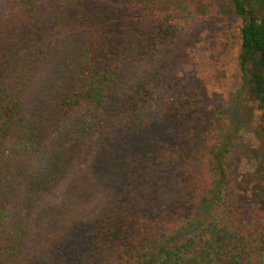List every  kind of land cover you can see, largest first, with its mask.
<instances>
[{
  "label": "trees",
  "instance_id": "16d2710c",
  "mask_svg": "<svg viewBox=\"0 0 264 264\" xmlns=\"http://www.w3.org/2000/svg\"><path fill=\"white\" fill-rule=\"evenodd\" d=\"M213 1L241 22L236 73L180 139L199 99L169 45ZM242 131L264 145V0H0V264H264Z\"/></svg>",
  "mask_w": 264,
  "mask_h": 264
},
{
  "label": "rangeland",
  "instance_id": "374dc122",
  "mask_svg": "<svg viewBox=\"0 0 264 264\" xmlns=\"http://www.w3.org/2000/svg\"><path fill=\"white\" fill-rule=\"evenodd\" d=\"M157 1L163 6L166 4V0ZM181 17L183 20L180 35L169 47H172L173 55L180 57L178 75L189 82L192 88L190 91L199 102L197 109L191 112V117L179 138L199 142L200 134L206 128L207 110L216 94L225 95L233 83L236 57L241 42L239 33L241 22L230 3L217 1L197 10L189 12L183 10ZM117 130L122 131L119 121ZM240 134L242 139L235 145L230 165L241 180L242 205L256 204L264 209V145L251 132L242 131ZM160 136L156 135L152 139L161 144L168 138ZM101 168L102 165L100 167L95 165V173L101 172ZM81 179L83 198L91 203L92 193L88 181L90 178L83 175ZM127 187L129 192L134 190L129 184ZM127 194L125 192L123 196ZM85 239L87 240L88 236H85L83 241Z\"/></svg>",
  "mask_w": 264,
  "mask_h": 264
}]
</instances>
